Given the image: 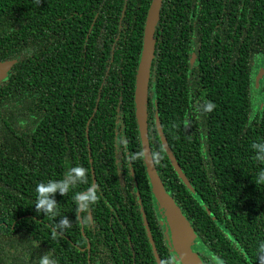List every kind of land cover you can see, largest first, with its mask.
Instances as JSON below:
<instances>
[{
  "label": "trees",
  "instance_id": "trees-1",
  "mask_svg": "<svg viewBox=\"0 0 264 264\" xmlns=\"http://www.w3.org/2000/svg\"><path fill=\"white\" fill-rule=\"evenodd\" d=\"M151 2L0 0V62L16 61L0 81V264H179L136 116ZM154 42L162 184L204 264H264V0H163ZM75 167L53 212L37 209V184Z\"/></svg>",
  "mask_w": 264,
  "mask_h": 264
},
{
  "label": "water",
  "instance_id": "water-1",
  "mask_svg": "<svg viewBox=\"0 0 264 264\" xmlns=\"http://www.w3.org/2000/svg\"><path fill=\"white\" fill-rule=\"evenodd\" d=\"M163 0H152L144 28L143 37V47L141 53V59L136 76V88H135V103H136V116L138 120V126L140 130V135L143 143L144 149V159L147 165L148 174L151 180L152 192L159 207L167 214L168 221L170 223V228L172 232V250L175 251L176 257L180 264H204L203 261L193 253L190 249L193 239L195 238L193 231L190 226L181 217L180 213L177 211L173 205L171 199L169 198L162 181L157 173L154 161L152 159L151 150L148 143V123H147V109L146 104L148 102V91H149V81H150V68L154 58L155 42L154 34L155 28L160 16V8ZM15 60L12 61H2L0 62V81L3 80L12 69L15 64ZM263 73L260 72L259 76ZM158 131L161 138V143L166 150L169 160L172 163L177 174L183 179L187 186H190L188 179L185 177L180 165L176 161L171 148L168 145L167 139L165 138L161 127L158 124ZM93 171V168H92ZM94 181L93 186L89 190L92 192L95 188L96 179L93 173ZM82 206V204H81ZM175 222H179L181 227L174 226ZM148 236L151 239V233L148 229L147 222H144ZM187 225V227H186ZM183 228V229H182ZM83 230V228H82ZM152 245H154L151 239ZM159 264L160 261H159Z\"/></svg>",
  "mask_w": 264,
  "mask_h": 264
},
{
  "label": "clouds",
  "instance_id": "clouds-1",
  "mask_svg": "<svg viewBox=\"0 0 264 264\" xmlns=\"http://www.w3.org/2000/svg\"><path fill=\"white\" fill-rule=\"evenodd\" d=\"M252 147H258V145L253 143ZM83 175L84 170L80 167H75L68 171L66 174L68 177L67 179H63L61 181H49L47 184H37V198L35 203L37 209H43L47 213H52L55 202L52 199H49V194L55 192L56 190H59L61 193H65L68 190L69 185H74L77 180L83 177ZM261 176L264 177V172L261 173ZM90 198L94 199V197ZM62 224L66 225L67 220L62 221ZM40 264H55V261H51L49 257L45 255L41 258Z\"/></svg>",
  "mask_w": 264,
  "mask_h": 264
},
{
  "label": "flooded vegetation",
  "instance_id": "flooded-vegetation-1",
  "mask_svg": "<svg viewBox=\"0 0 264 264\" xmlns=\"http://www.w3.org/2000/svg\"><path fill=\"white\" fill-rule=\"evenodd\" d=\"M200 245V241L199 240H197L196 239V244L194 245V250L196 251V252H198L199 253V255L202 257V255H205V250H204V245H201V247L199 246ZM179 264H180V262L179 261H177Z\"/></svg>",
  "mask_w": 264,
  "mask_h": 264
},
{
  "label": "rangeland",
  "instance_id": "rangeland-1",
  "mask_svg": "<svg viewBox=\"0 0 264 264\" xmlns=\"http://www.w3.org/2000/svg\"><path fill=\"white\" fill-rule=\"evenodd\" d=\"M263 79V77H261L260 78V80H262ZM158 206V205H157ZM158 209H160V207H158ZM159 211H161V214L166 218V223L168 222V226H170V223H169V221H168V217H167V214L164 212V211H162L161 209L159 210ZM160 214V215H161ZM161 215V216H162ZM174 226H179V227H181V224L179 223V222H175V224H174ZM183 229V228H182ZM201 245H203L202 243H201ZM204 247V246H203ZM204 250H205V247H204Z\"/></svg>",
  "mask_w": 264,
  "mask_h": 264
},
{
  "label": "crops",
  "instance_id": "crops-1",
  "mask_svg": "<svg viewBox=\"0 0 264 264\" xmlns=\"http://www.w3.org/2000/svg\"><path fill=\"white\" fill-rule=\"evenodd\" d=\"M186 227H187V225H186ZM195 236V235H194ZM196 244V238H194L193 239V241H192V244L190 245V249H191V251L193 252V253H195L197 256H199V254L194 250V245ZM199 258H200V256H199ZM201 259V258H200Z\"/></svg>",
  "mask_w": 264,
  "mask_h": 264
}]
</instances>
